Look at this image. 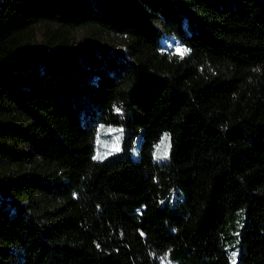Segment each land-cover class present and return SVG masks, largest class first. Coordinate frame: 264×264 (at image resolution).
<instances>
[{
  "label": "trees",
  "instance_id": "obj_1",
  "mask_svg": "<svg viewBox=\"0 0 264 264\" xmlns=\"http://www.w3.org/2000/svg\"><path fill=\"white\" fill-rule=\"evenodd\" d=\"M233 260L264 264V0H0V264Z\"/></svg>",
  "mask_w": 264,
  "mask_h": 264
},
{
  "label": "rangeland",
  "instance_id": "obj_2",
  "mask_svg": "<svg viewBox=\"0 0 264 264\" xmlns=\"http://www.w3.org/2000/svg\"><path fill=\"white\" fill-rule=\"evenodd\" d=\"M173 37V38H171ZM33 41L41 42V25H34ZM70 42L72 47H80L89 45L93 48H99L101 45L108 46L109 44L118 45L120 38L117 35L107 33H97L92 28L78 27L70 32ZM173 42V44H171ZM178 40L172 35H160L158 38V49L162 52L174 53L181 57L180 53L176 52V47L183 45L177 43ZM185 55V54H184ZM183 55V56H184ZM120 130V131H117ZM121 136V128L111 125L97 124L94 137V155L96 159L105 157L108 154L116 153L119 147ZM157 145L159 146L157 148ZM134 145L130 148L131 156H134ZM168 138L165 133H162L153 150V159L155 161L165 160L167 155Z\"/></svg>",
  "mask_w": 264,
  "mask_h": 264
},
{
  "label": "snow or ice",
  "instance_id": "obj_3",
  "mask_svg": "<svg viewBox=\"0 0 264 264\" xmlns=\"http://www.w3.org/2000/svg\"><path fill=\"white\" fill-rule=\"evenodd\" d=\"M188 51H189V49H187V48H182V47H180V46H177V47H176V52L181 54V58H182L183 55L186 54ZM117 111H119V109H117ZM117 131H120V130H117ZM158 147H159V146L157 145V148H158ZM94 158H95V157H94ZM142 235H143V234H142ZM231 255H232V257H235V256H236V253L233 252V253H231ZM233 264H235V261H234V260H233Z\"/></svg>",
  "mask_w": 264,
  "mask_h": 264
},
{
  "label": "bare ground",
  "instance_id": "obj_4",
  "mask_svg": "<svg viewBox=\"0 0 264 264\" xmlns=\"http://www.w3.org/2000/svg\"><path fill=\"white\" fill-rule=\"evenodd\" d=\"M171 44H173V42H171Z\"/></svg>",
  "mask_w": 264,
  "mask_h": 264
},
{
  "label": "water",
  "instance_id": "obj_5",
  "mask_svg": "<svg viewBox=\"0 0 264 264\" xmlns=\"http://www.w3.org/2000/svg\"><path fill=\"white\" fill-rule=\"evenodd\" d=\"M177 43H179V42H177Z\"/></svg>",
  "mask_w": 264,
  "mask_h": 264
}]
</instances>
